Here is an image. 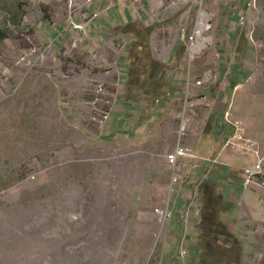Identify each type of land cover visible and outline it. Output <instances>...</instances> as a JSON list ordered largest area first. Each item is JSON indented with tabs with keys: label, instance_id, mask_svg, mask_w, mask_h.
I'll list each match as a JSON object with an SVG mask.
<instances>
[{
	"label": "crops",
	"instance_id": "crops-1",
	"mask_svg": "<svg viewBox=\"0 0 264 264\" xmlns=\"http://www.w3.org/2000/svg\"><path fill=\"white\" fill-rule=\"evenodd\" d=\"M46 1L40 3L57 9L56 0ZM109 1L93 0L85 13L73 19L69 15L61 19L57 12L55 16H43L40 6L34 8L32 15L26 14L25 7L19 3L8 8L11 10L8 16L0 9V21L6 26L0 28L2 40L10 38L6 30L14 32L15 36L30 38L26 31L31 27L29 33L35 41L45 46L50 44L56 50L65 42L72 44L77 40L76 47L88 53L81 79L96 76L113 91L110 90L114 96L110 119L99 129L89 124L88 112L80 106L85 96L84 82L81 87L73 85L68 89L72 107L63 114L67 147L65 154L64 150L55 152V160L66 161L69 166H83L90 162L89 157L97 156L104 162L102 166L118 168L120 176L126 170L130 183L136 180L137 184L130 191L143 195L144 200L162 202L172 210L170 236H181L179 239L192 254L214 241V229H219L214 227L217 224L225 233L235 234L233 240L237 236L241 239V234L249 235L250 242L262 237L259 235H264V190L258 186L244 187V168L251 161L225 146L233 133L224 119L231 105L232 114L245 122L249 135L259 141L264 155V113L261 110L264 102L258 97L264 92L259 86L264 76L245 83L253 70L256 52L239 25L244 15L243 6L235 9L228 0L229 26L223 38L228 49L222 47L223 40L218 41L212 30L209 34L213 38L211 49L189 64L177 22L153 25V31L170 30L166 34L169 47L158 48L155 44L153 48L157 37L152 31L145 43L147 49L140 50L144 44L134 29L138 23L136 8L121 7L116 0H111L112 8L103 11ZM96 12H99L98 17L93 16ZM238 14L240 20H237ZM187 30L190 32L189 25ZM2 63H7V55L3 53L0 54ZM210 70L216 76L213 81L196 86L195 82ZM189 83L192 97L199 105L193 133L186 142L194 149L196 158L180 161L178 173L182 181L172 190V171L165 156L177 145L178 116ZM250 89L255 92L252 94ZM75 100H78L76 107ZM191 194L196 196L193 211L199 208L201 213L192 225H187L183 214ZM172 242L173 238L170 244Z\"/></svg>",
	"mask_w": 264,
	"mask_h": 264
},
{
	"label": "rangeland",
	"instance_id": "rangeland-1",
	"mask_svg": "<svg viewBox=\"0 0 264 264\" xmlns=\"http://www.w3.org/2000/svg\"><path fill=\"white\" fill-rule=\"evenodd\" d=\"M163 1L165 6L176 3L169 12V23L177 22L186 12L192 16L202 3L215 15L214 34L218 41L223 40L229 26L228 0ZM248 1L241 0L240 6L245 9ZM17 3L25 7L26 14L32 15L40 6L43 16H55L57 12L61 19L69 12L75 16L87 11L79 10L78 5L67 10L64 2H57L55 9L32 0H0V9L8 16V8ZM256 5L255 39L264 66V0H257ZM137 22L143 29L153 27ZM187 25L191 32V17ZM0 28H6L1 21ZM6 32L10 33L8 41L1 39L0 30V54L7 55L8 64L16 62L23 48L43 44L28 31L30 38ZM47 47L50 53L42 68L27 77L17 95L0 102V264H264V235L251 242L247 234H241V239L236 235L238 240H233L235 234L225 233L218 224L214 225L219 228L214 241L197 253L189 250L182 259L177 252L181 236H170L168 229L165 243L158 247L155 242L158 227L153 212L167 207L130 191L137 184L136 180L130 183L126 170L120 176L118 168L102 166L104 162L97 156L89 157L90 162L83 166H69L62 160L65 164L55 168L52 157L59 150L65 154L67 147L63 114L72 107L68 89L86 81L81 77L88 53L66 42L59 50L50 44ZM222 47L228 49L225 40ZM259 84L264 89V79ZM260 95V102H264V92ZM84 97H90V92ZM77 103L75 100V107Z\"/></svg>",
	"mask_w": 264,
	"mask_h": 264
},
{
	"label": "built area",
	"instance_id": "built-area-1",
	"mask_svg": "<svg viewBox=\"0 0 264 264\" xmlns=\"http://www.w3.org/2000/svg\"><path fill=\"white\" fill-rule=\"evenodd\" d=\"M37 3L44 2V0H32ZM235 9L240 7L241 0H229ZM56 2H64L67 4V9H71L73 6L78 5V9L86 11L93 0H56ZM81 2V3H79ZM111 0L107 3L103 11H109L112 8ZM257 0H249L247 6L244 9L243 16L239 21V25L243 30L242 33L248 38L255 49V66L246 78V84L254 82L261 78L264 73V66L259 58V41L255 39V28L258 17ZM116 4L121 7L134 6L135 19L140 20L142 23L153 26L154 24L169 23L171 18L169 16L170 10H172L176 3L171 1L165 6L163 0H153L151 3H146L143 0H116ZM161 9L160 12L157 10ZM79 14V13H78ZM77 15V14H76ZM75 15V16H76ZM69 16L73 19L75 16L69 12ZM94 17L99 16V12L93 14ZM162 16V17H160ZM191 17L192 31L187 32V21ZM215 15L213 12L206 9L202 3L198 7L196 12H193L192 16L189 12L180 15L177 18V23L180 29V40L185 43V54L189 60V64L197 60L202 54L211 49L213 45V38L210 36V32L214 27ZM81 27V25H78ZM166 31H158L155 33L157 42L154 43L158 48L169 47L166 44ZM77 46V40H74L71 44L72 48ZM50 53L49 47L45 45L40 46H28L20 51V55L16 62L12 64L2 63L0 64V102H4L9 98L17 95L23 83L27 77L39 68H42V62L45 56ZM213 63V61H212ZM101 67L102 65H98ZM213 70V69H212ZM17 72H22L20 76L16 77ZM52 73V72H51ZM214 71L206 72L202 78L195 82L196 86H202L207 82H212L215 78ZM84 82V94L90 92V97H82L80 106L83 110L88 112L89 124L95 125L99 129L103 128L107 121L110 119L112 110L114 108V96L109 91L106 82L96 76H91L85 79ZM239 88V87H238ZM198 103L192 97L191 84H187L184 90V98L182 108L179 113V124L177 128V145L173 152L167 154L165 159L172 171V178L170 182V188L176 189L181 184V175L179 172V163L183 159L193 160L196 158L194 149L186 143L189 135L193 133L192 126L194 119L197 116ZM209 110V105H206ZM225 122L233 129L231 137L226 141L225 146L229 147L240 155L246 156L251 163L244 168L245 188L252 186H258L264 190V155L260 149V143L257 139L249 135L245 122L236 118L232 114V106L224 113ZM55 155L51 159V163L55 162L54 167L59 168L65 163L62 161H56ZM34 179V177H32ZM196 196L192 194L189 197V204L187 210L183 216L187 225H192L193 220L200 217L201 210L196 208L193 211ZM154 220L157 224V231L154 234L155 242L158 247L162 246L168 236V229L170 222L173 218V212L167 208H156L153 212ZM181 258L188 256L189 250L184 241H180L177 247Z\"/></svg>",
	"mask_w": 264,
	"mask_h": 264
},
{
	"label": "trees",
	"instance_id": "trees-1",
	"mask_svg": "<svg viewBox=\"0 0 264 264\" xmlns=\"http://www.w3.org/2000/svg\"><path fill=\"white\" fill-rule=\"evenodd\" d=\"M153 31V27L152 28H146L143 29V26L139 23H135V32L141 36L142 40H143V46L140 48V50H144L147 49L145 46L146 40H149L150 38V34ZM219 231V229H214V232Z\"/></svg>",
	"mask_w": 264,
	"mask_h": 264
}]
</instances>
